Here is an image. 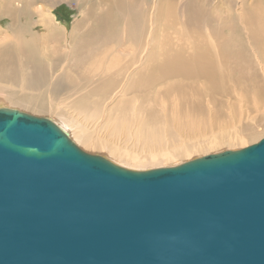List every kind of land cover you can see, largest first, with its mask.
I'll list each match as a JSON object with an SVG mask.
<instances>
[{
    "label": "water",
    "instance_id": "water-1",
    "mask_svg": "<svg viewBox=\"0 0 264 264\" xmlns=\"http://www.w3.org/2000/svg\"><path fill=\"white\" fill-rule=\"evenodd\" d=\"M0 264H264V138L135 171L0 108Z\"/></svg>",
    "mask_w": 264,
    "mask_h": 264
},
{
    "label": "bare ground",
    "instance_id": "bare-ground-1",
    "mask_svg": "<svg viewBox=\"0 0 264 264\" xmlns=\"http://www.w3.org/2000/svg\"><path fill=\"white\" fill-rule=\"evenodd\" d=\"M73 1L83 0H0V108L27 110L34 115H49V112L54 115V112L53 122L78 146L90 152L103 151L104 158L112 163L135 171L167 165L176 159L186 160L204 150L236 151L262 133L255 128L264 123V84H261L264 82V7L254 6L253 16L244 18V49L241 42L225 43L218 34L213 36L219 40L213 45L214 50L204 42L192 46L189 40L190 47L201 46L193 52V57H187L181 49L188 44L178 38L182 41L178 49L166 47L160 54L141 56L134 63L119 57V47L133 53L142 50L139 41L142 42L147 29L142 8L125 6L127 9L116 15L117 22L114 18L112 22L109 20L110 24L114 20L117 26L106 24L99 32H92L90 26L83 24L85 17L69 30L56 19L55 13L40 12L41 5L49 4L54 10L59 3ZM37 13L41 17L40 25L25 36L27 29L21 26V19L29 22L37 18ZM130 51L126 54L130 55ZM4 74H12L13 81L34 90L37 98L50 100L49 108L5 96L3 90L10 85L2 84ZM238 81L243 83L244 109L256 114L250 118L253 122L248 121L244 127L235 123L239 112L234 107L225 112L218 99L237 87ZM119 87L120 104L101 110L104 100L117 97L112 89ZM59 97L62 101L56 102ZM70 100L78 117L64 109L60 112ZM124 100L127 102L123 103ZM131 101L138 108L127 113ZM100 113L109 117L107 132H124L134 124L136 142L144 147L142 152H126L94 139ZM93 121L96 125L90 129ZM199 135L203 139H194Z\"/></svg>",
    "mask_w": 264,
    "mask_h": 264
},
{
    "label": "rangeland",
    "instance_id": "rangeland-1",
    "mask_svg": "<svg viewBox=\"0 0 264 264\" xmlns=\"http://www.w3.org/2000/svg\"><path fill=\"white\" fill-rule=\"evenodd\" d=\"M107 1L108 0H94L93 2H90L89 0H83L81 3H76L75 1H73L70 3L71 5L69 3L63 2L57 4L56 9L54 10L49 4H44L41 5L40 12L50 10L51 13L52 12L55 13V15H57L56 19L59 20L61 23L63 22L62 24H64L69 30L72 29L74 24H76L78 21L82 20L85 17L86 22H83V24L86 26H90L91 30L93 29L92 32H99L101 28L104 27V25L110 24L113 18L114 20L116 18L118 19L116 15L119 12H124V10L127 9L125 6L129 5L131 9L142 8V14L145 20V26L147 25L146 33L144 31V33L142 34L143 40L142 42L139 41L141 45L140 48L142 50L133 53L132 51L128 50L125 47H119L122 50V51L120 50L121 56H119L121 59L127 58L128 60H132L134 63H136L139 62L141 56L160 54L161 51L166 49V47L167 49L175 50L174 47L178 49V46L182 44L181 43L182 41L185 42V45L188 44V46L185 48L188 53L185 52V49H181L184 50V54L186 53L185 55L187 57H193L194 53L197 51V49L199 50L201 46V45L197 46V49H195V47H190L188 42L189 40H191L190 45H192V43L194 44L192 46H196L204 42L203 44L206 43L210 45L211 50H214L215 48L212 47L213 45L217 44L219 40H216V37L213 36L218 34H221L220 39L222 38L225 43L235 44L241 42L242 44L241 48L244 49V18L250 19L253 16L252 13L254 11V6L264 7V0H116L117 3L116 2L111 3ZM104 11L106 14L104 13ZM203 14L204 16H202ZM36 15L37 18H34L29 22H27L26 19L24 18L21 19V26L27 29V33L24 34L25 36L31 35L32 29L37 28L40 25L41 17L38 13ZM114 20L113 23L115 24L116 27L117 21L115 20L116 21L115 22ZM100 23H101V27H99ZM113 23L110 24L109 26L114 27ZM6 25L7 22L6 24H4V26ZM205 29L208 31H206ZM178 38L182 41H179ZM217 38L219 39V37ZM147 45L150 46L148 47ZM127 51H130L131 54L127 55L126 54ZM140 66L141 68H143V65ZM57 71L60 73V71L56 69L55 72L58 73ZM236 75L238 76L240 74L237 72ZM4 77L6 80L4 79ZM4 77H2V79H4L5 82L1 80L2 84L8 83L10 85V87L3 90L5 96L6 95L11 96L13 98L18 99L19 101L38 102L39 106L45 109L49 108L51 102L50 100L44 97L37 98V93L34 90L23 88L21 87L20 82H18L17 80L13 81L15 78H12L13 77L12 74H4ZM7 79H9L10 82L7 81ZM12 84L13 86H11ZM236 84H238L237 87L234 86L232 91L228 95L224 97L219 96L218 99L222 102V105L225 107V112L228 111L230 107H234L239 112L240 115L236 118L235 123L239 125L240 123H242L240 126L244 127V125H247L250 121H252L250 118L255 117L256 114L248 113L247 108L244 109L243 83L238 81ZM261 84H264V82H262ZM112 90H115L114 92L117 94L116 95L117 97L116 98L109 97V99L104 100V103H102L101 110L104 109L110 110L113 105L120 104V99L122 96H118V93L121 90V87ZM60 101H62L60 97L57 98L56 102H60ZM68 102L70 104L60 108V112H62L61 110L64 109L65 111L71 113L73 116L78 117L77 112L75 111L72 104L73 100H70ZM126 102L127 100H124L123 103ZM160 104H161L160 102L157 103L158 108L162 107ZM137 108L138 107L136 103L131 101L129 106H127L126 112L133 113ZM19 111L21 110L19 109ZM23 112L28 114L33 113L30 111L28 112L27 110ZM52 113L55 115L54 112ZM48 114L49 115L47 114L42 115L36 113V115H34L33 113L31 115L40 118H46L53 121V118H55L56 115L54 117V115H51L50 112ZM94 125H96V123L93 121L89 126L90 129ZM101 127L104 128L100 129ZM108 127H109L108 115L107 114L104 115L103 113H100L98 117L96 133L94 134L93 138L100 142H105L110 146L119 148L126 152L139 153V154L142 152L141 148L144 147L143 144L140 143L139 145L136 142V126L134 124L129 125V128L126 129L124 132H116V133L107 132ZM263 127H264V123L257 126L255 129L262 133L258 135V137L252 139L246 145L240 147L238 150L253 145L258 141H260L261 139H263L264 138ZM233 128L234 127H232V129ZM99 135L102 137L104 136V138H99ZM207 137L208 136H205L204 138ZM194 139L199 140V139H203V137L199 135ZM79 147L86 153L106 157V154L103 151L90 152L82 146ZM230 150L231 148H219L216 151L204 150L197 154L191 155L189 158L187 157L186 160L185 158H183L184 160L176 159L174 160V162L173 161L170 162V164L163 163L167 165L154 166L146 170L165 168V167H177L184 163L190 162L195 158L198 159L211 154H219L224 151H230ZM142 170L146 171L145 169Z\"/></svg>",
    "mask_w": 264,
    "mask_h": 264
}]
</instances>
